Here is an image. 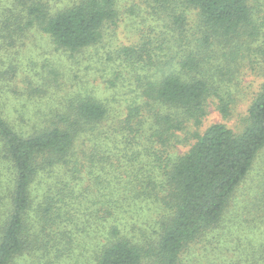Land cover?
I'll use <instances>...</instances> for the list:
<instances>
[{
	"label": "trees",
	"instance_id": "obj_1",
	"mask_svg": "<svg viewBox=\"0 0 264 264\" xmlns=\"http://www.w3.org/2000/svg\"><path fill=\"white\" fill-rule=\"evenodd\" d=\"M56 5L14 0L0 39L35 28L74 55L129 18L108 82L134 91L121 112L85 97L30 132L0 102V264H264V81L236 131L200 129L211 97L224 117L239 101L234 68L264 57V0Z\"/></svg>",
	"mask_w": 264,
	"mask_h": 264
},
{
	"label": "rangeland",
	"instance_id": "obj_2",
	"mask_svg": "<svg viewBox=\"0 0 264 264\" xmlns=\"http://www.w3.org/2000/svg\"><path fill=\"white\" fill-rule=\"evenodd\" d=\"M13 1L0 0V16L11 7ZM49 2L53 7L60 6L56 5V0ZM122 7L123 3L119 8ZM188 18L191 24L195 22L193 11L188 14ZM12 40L4 42L0 39V102L2 110L13 120L12 126L18 132H30L34 127L39 128L44 119H50L54 114L63 112L68 104L85 97L107 104L111 111L121 112L125 102L131 97L132 90L134 91L133 86L125 87L117 82L115 88H112L108 82L111 81V57L116 47L136 41L129 18L120 23L116 30L105 35L99 44L74 55L56 49L49 37L35 28L22 37L15 33ZM259 60V65L254 70L250 69L248 63L234 68L239 89H242L239 101L229 116L224 117L216 109V102L211 97L205 107L201 130L217 123L233 131L241 126L248 103L264 81V57H259ZM17 118L23 121L21 127ZM186 147L177 145L175 152L181 154ZM263 169L264 152L255 163L252 175L256 177L262 174ZM39 181L34 186L33 194L36 196L42 192ZM258 236L263 237L264 231ZM89 261L90 254L86 253L82 262L88 264ZM17 262L23 263V259ZM197 264H205V261Z\"/></svg>",
	"mask_w": 264,
	"mask_h": 264
}]
</instances>
